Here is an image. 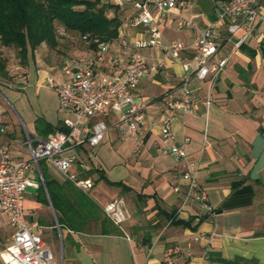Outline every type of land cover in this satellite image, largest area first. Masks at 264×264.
Wrapping results in <instances>:
<instances>
[{
    "label": "crops",
    "instance_id": "obj_1",
    "mask_svg": "<svg viewBox=\"0 0 264 264\" xmlns=\"http://www.w3.org/2000/svg\"><path fill=\"white\" fill-rule=\"evenodd\" d=\"M184 1L183 8L161 16L154 14L155 26L165 43L189 44L197 31L214 22L210 7L203 10L199 0ZM132 15L130 7L116 10L121 23L117 35L128 40L143 36V30L133 26ZM176 15L188 21L189 27L177 30ZM217 33L215 57L229 56L225 67L212 85L206 80L190 82L195 113L178 115L171 123L175 143L188 139L187 160L196 164L195 183L204 192L214 216L204 215L197 205L184 200L183 184L180 194L174 193L181 165L160 153L157 127H147L142 137L128 143L120 137L115 118L106 115L103 120L109 134V152H119L125 160L114 162L108 172L126 163L130 171L121 169L116 181L108 180L100 166L98 171L107 181L121 182L127 190L99 181L95 186L101 183L109 196L101 195L95 186L87 196L92 200L93 194L105 204L120 199L127 218L115 227V236H100L96 229L66 231L72 236L66 264H264V23L253 29L243 50L230 55L231 42L225 43L223 27H217ZM143 54L148 63L159 57L157 51ZM115 55L112 50L105 55L101 65L104 72H116L124 64L125 55L117 54L120 65L111 66L109 59ZM187 58V54L183 56ZM180 78V64L174 62L139 82L133 101L142 107L148 121L156 122L164 113V98ZM24 80L27 83L26 76ZM20 144L1 136L0 147L10 158L27 160ZM34 197L35 193L26 208L22 199L27 221H34L31 212L41 206ZM172 221L180 224L172 225Z\"/></svg>",
    "mask_w": 264,
    "mask_h": 264
},
{
    "label": "built area",
    "instance_id": "obj_2",
    "mask_svg": "<svg viewBox=\"0 0 264 264\" xmlns=\"http://www.w3.org/2000/svg\"><path fill=\"white\" fill-rule=\"evenodd\" d=\"M208 1L212 6L214 22L197 31L189 44H184L180 41L165 43L154 19V14L161 16L171 9L183 8L184 0H111V4L118 9L131 8L132 24L143 30V36L128 40L117 35L110 43L96 42L85 55L62 61L56 78H45V85L54 94L58 109L67 116L60 123L66 132L50 133L45 138L25 133L20 148L28 156L27 160L12 159L0 147V215L10 229L9 244L0 252L1 264H60L50 251L43 249L41 227L35 221L26 220L22 207L23 194L26 189L38 188L31 174L34 170L39 174L38 162L42 160L77 191L83 194L90 192L93 182L90 178L79 177L75 171V156L64 153L80 146H98L107 131L103 120L106 115L115 118L120 137L132 143L142 137L147 127H157L162 144L160 153L171 156L181 165L174 193L180 194L183 184L184 200L197 205L204 215L214 216L204 192L195 183L196 164L187 160L188 139L182 138L175 143L171 123L178 115L195 113L190 82L193 79L206 80L212 85L227 63L229 56L215 57L219 43L217 27H223L225 43L231 42L228 54H233L249 38L253 29L264 23V0ZM189 25L188 21L176 15L177 30ZM58 34L62 35V30H58ZM82 39L85 42L86 37ZM110 50L116 54L109 59L113 67L120 65L117 54L126 57L121 68L112 73L101 69ZM155 51L159 57L148 63L143 53ZM186 54L189 58L183 59ZM174 62L180 64L181 78L164 98V113L156 122L148 121L142 107L133 101V93L140 81ZM18 85L22 89L26 86L25 80L19 77ZM1 136L0 123V139ZM101 212L116 228L127 218L120 199L106 203Z\"/></svg>",
    "mask_w": 264,
    "mask_h": 264
},
{
    "label": "rangeland",
    "instance_id": "obj_3",
    "mask_svg": "<svg viewBox=\"0 0 264 264\" xmlns=\"http://www.w3.org/2000/svg\"><path fill=\"white\" fill-rule=\"evenodd\" d=\"M97 1V7L101 5L107 7L111 4V0ZM198 5L203 10H208L210 7L209 11L213 16L212 6L208 0H199ZM106 10L109 15L114 9L109 8ZM158 30L161 31L160 29ZM86 51V46L77 37L64 35L58 38V47L56 50H49L44 45H40L33 52L36 57L28 54L24 72V69L20 67L16 50L12 48H0V57L5 61V71L10 77L9 81L0 80V120L2 122V136L8 140L16 141H22L25 133L32 134L34 137L44 138L42 131L47 126H55L58 121H62L64 113L58 109L54 94L46 87L45 76L56 78L57 70L55 69L53 71L54 68L62 61L81 56ZM33 57L39 59L41 62L39 64L36 63ZM20 76L27 77L26 86L22 89L18 85ZM108 141L109 134L106 131L102 142L98 146L94 148L83 146V149L80 151L76 148L64 153V155L75 156L76 173L79 175L85 174L86 178H90L93 182V187L98 178L94 170L98 171L99 166L106 171V176L110 181H116L118 179L116 173L121 169L130 171V166L126 163L116 166V171L108 172L109 166L114 162H125L119 152L113 151V154L109 152L110 145ZM39 162L41 173L45 179L50 178L57 183L64 181L45 161L42 160ZM81 166H84L85 169ZM92 171L93 173L89 174ZM31 176L43 188L38 172L34 170ZM95 188L101 195L109 196L101 183L96 185ZM34 193V190H25L23 194L24 208L31 202ZM93 196L92 194V200L96 206L103 208L105 203L101 202L96 196L93 199ZM31 214L32 220L42 229L43 249L50 251L57 263L66 264L70 249H72V236L67 234L65 230L57 229L48 200L47 206L41 205L37 211H32ZM52 224L54 226H51ZM9 235L10 229L5 219L0 215V251L8 246Z\"/></svg>",
    "mask_w": 264,
    "mask_h": 264
},
{
    "label": "trees",
    "instance_id": "obj_4",
    "mask_svg": "<svg viewBox=\"0 0 264 264\" xmlns=\"http://www.w3.org/2000/svg\"><path fill=\"white\" fill-rule=\"evenodd\" d=\"M97 5V0H0V48L15 49L20 67L24 69L28 54L32 55L40 45L56 50L58 38L64 35L77 37L87 50H92L96 42L110 43L117 37L121 24L116 16L118 8L112 4L107 7ZM109 8L114 10L108 15L106 9ZM58 30H62V35L58 34ZM83 37H86L85 42ZM243 49L241 44L238 50ZM24 77L20 76L22 79ZM0 80H10L5 71V61L1 57ZM54 132H66V129L57 123L55 126H47L42 134L45 138ZM39 163L43 188L38 185L34 201L47 206L48 200L57 229L73 233L96 229L100 236L117 235L115 226L103 216L87 194L77 191L68 182L57 183L50 178L45 179ZM94 173L98 175L96 182L102 181L108 187L127 190L121 182L107 181L101 171L94 170ZM79 177L86 178V175ZM179 224L178 221H172V225ZM214 261L224 262L220 258ZM229 263L236 264L235 261Z\"/></svg>",
    "mask_w": 264,
    "mask_h": 264
}]
</instances>
